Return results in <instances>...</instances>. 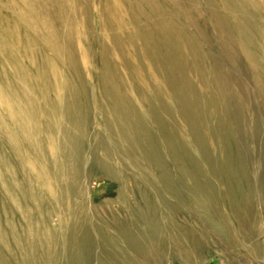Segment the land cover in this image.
<instances>
[{
	"label": "rangeland",
	"instance_id": "374dc122",
	"mask_svg": "<svg viewBox=\"0 0 264 264\" xmlns=\"http://www.w3.org/2000/svg\"><path fill=\"white\" fill-rule=\"evenodd\" d=\"M0 264H264V0H0Z\"/></svg>",
	"mask_w": 264,
	"mask_h": 264
},
{
	"label": "bare ground",
	"instance_id": "6f19581e",
	"mask_svg": "<svg viewBox=\"0 0 264 264\" xmlns=\"http://www.w3.org/2000/svg\"><path fill=\"white\" fill-rule=\"evenodd\" d=\"M52 38L53 37H51V39H48V41L49 42H52ZM53 40H54V38H53ZM54 42V41H53ZM4 94V93H3ZM5 95V94H4ZM4 100H5V104L8 106L9 105V107L11 108V109H14V106H17V105H15L16 103H14L13 102V100L12 99H10V98H8L6 95L4 96ZM12 100V101H11ZM21 103V102H20ZM22 104V103H21ZM20 104V105H21ZM18 108V107H17ZM26 109V108H25ZM23 121V120H22ZM24 123V122H23ZM27 128V127H26ZM24 131V130H23ZM27 131V130H26ZM29 134V133H28ZM33 139V138H32ZM122 236V235H121ZM139 239V238H138ZM116 243V242H115ZM114 243V244H115Z\"/></svg>",
	"mask_w": 264,
	"mask_h": 264
}]
</instances>
